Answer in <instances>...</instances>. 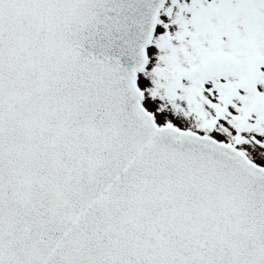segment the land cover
<instances>
[{"label":"snow or ice","instance_id":"6c2138e0","mask_svg":"<svg viewBox=\"0 0 264 264\" xmlns=\"http://www.w3.org/2000/svg\"><path fill=\"white\" fill-rule=\"evenodd\" d=\"M0 264H264V0H0Z\"/></svg>","mask_w":264,"mask_h":264}]
</instances>
